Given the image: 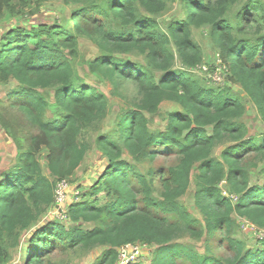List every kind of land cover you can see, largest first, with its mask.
I'll use <instances>...</instances> for the list:
<instances>
[{
    "label": "trees",
    "instance_id": "trees-1",
    "mask_svg": "<svg viewBox=\"0 0 264 264\" xmlns=\"http://www.w3.org/2000/svg\"><path fill=\"white\" fill-rule=\"evenodd\" d=\"M47 1L0 0V23L33 18ZM66 1L82 7L70 18L71 25L10 30L0 43V85L11 80L18 83L11 96L20 98V109L44 137L49 171L55 178L44 175L33 149H19L17 165L0 174V264L12 259L10 241L18 245L20 231L29 229L42 213L53 208L57 184L74 177L82 165L89 147L79 142L81 132L108 115L107 96L95 87L78 84L67 59V51L78 55L81 37L90 38L102 52L89 63L93 74L115 88L121 82H133L143 97L139 110L125 115L119 126L120 141L130 154L139 162L165 151L176 152L181 159L169 170L162 199H158L154 196V172H136L119 160L121 150L114 142L100 139V149L109 160L107 171L87 201L69 207L72 222L95 223L97 227L84 231L59 222L40 226L29 237L28 264H41L58 243L69 249L106 248L99 264H118L119 250L138 243L157 248L152 264H178L180 260L189 264H264V238L256 249L248 251L241 242L227 238L234 253L227 261L202 256L177 241L187 233L201 238L224 228L230 231L233 214L264 231V186L251 187L250 174L240 164L250 152L264 157V136L247 138V126L241 122L245 105L230 90L207 89L190 74L176 73L173 66V46L186 67L195 69L202 64V50L191 39V29L210 26L230 75L241 84L264 122V29L259 28L255 39H238L235 34L245 36L252 29L251 22L239 24L227 17L232 7L246 2L247 11L262 13L264 19V6L256 0H183L186 19L172 24L167 34L152 19L166 10L165 0H108L106 7L99 6L98 0ZM93 13L113 20L117 27L97 25L90 30L88 18ZM134 53L144 54L148 65L130 60L128 55ZM49 89L56 90L58 113L53 118L48 116L50 103L41 93ZM167 101L179 104L183 113L172 115L165 131L153 133L143 112L156 114ZM227 143L232 145L224 150L222 160L214 158L215 150ZM196 167L200 188L196 202L206 232L195 229L199 221L181 204ZM130 178H136V183ZM225 180L231 193L239 196L238 203L223 194L220 185ZM136 186L141 189L142 202ZM101 193L108 198L103 205L97 198ZM168 215H176L178 220L172 222Z\"/></svg>",
    "mask_w": 264,
    "mask_h": 264
},
{
    "label": "rangeland",
    "instance_id": "rangeland-1",
    "mask_svg": "<svg viewBox=\"0 0 264 264\" xmlns=\"http://www.w3.org/2000/svg\"><path fill=\"white\" fill-rule=\"evenodd\" d=\"M108 0H98L97 3L101 7H106ZM166 10L152 17L162 27L163 31L169 33L172 24L178 23L180 20L186 19L187 13L183 0H165ZM264 6V0H256ZM247 3L237 4L229 10L228 19L235 23L245 24L250 21L252 29L245 36L238 33L235 34L238 39H255L260 27L264 29V19L262 13H254L246 10ZM82 7L67 3L66 0H50L45 2L40 12L33 18H15L0 23V43L3 36L10 30L18 28L38 27L42 24L62 25L72 22L70 18L80 13ZM150 17V16H148ZM89 29L94 30L97 25H112L113 20L105 18L103 15L93 13L89 18ZM91 20V21H90ZM246 20V21H245ZM253 20V21H251ZM96 21V22H94ZM94 24V25H93ZM191 39L201 48L203 62L195 69L188 68L184 65L182 59L173 46L175 57L174 71L176 73L185 72L190 74L194 79L198 80L201 85L207 89L213 90H230L235 96L239 97L245 105L246 111L241 122L247 126V138H261L264 136V122L253 104L251 99L239 84L229 73V66L224 63L220 49L215 45L212 39V28L204 26L202 28H192ZM67 59L76 72V82L80 85H86L97 88L101 93L107 96L109 110L106 119L97 122L89 128L81 132L79 142L85 143L89 147V151L80 168L72 178H68L69 183V203L64 207V218L55 215L54 208L47 209L41 214L29 229L20 231L19 244L14 246L11 241L8 245L11 251L12 259L9 264H28L29 237L35 231L48 222H59L66 228L78 227L84 231L93 230L97 227L95 223H85L80 221L74 223L69 215V207L74 203H82L89 199L90 194L97 182L104 176L107 171L109 160L103 154L99 146V140L102 138L114 142L120 148V161L126 162L133 167L136 172L147 175L153 171V185L155 188L154 196L162 199L161 195L164 191V183L169 179V170L176 167L180 163V155L176 152L165 151L155 155L154 158L143 159L137 161L129 152V150L120 141L119 126L125 115L139 110V106L143 102V97L138 90V86L133 82H121L118 88L110 85L101 76L93 74L90 71L89 63L101 56L102 52L97 44L88 37L79 39L78 55L73 56L70 51L66 52ZM128 58L134 63L147 66L148 61L144 54H131ZM160 73H156V78H160ZM18 90V83L11 80L6 86L0 85V174L5 170L14 168L18 163L19 149L26 151L33 149L36 152L37 159L40 161L43 173L51 180H55L49 171V151L45 147V140L40 130L31 124L27 115L20 109L18 105L19 97H12L11 94ZM41 93L50 103L48 116L53 118L58 113L55 101V89L42 90ZM183 110L179 104L172 102H164L156 114L143 112L148 121V127L153 133L163 132L168 128L170 117L175 114H182ZM12 137V138H10ZM36 140V141H35ZM35 142H38L36 144ZM229 142V141H228ZM36 144V145H35ZM35 145V146H34ZM232 144L227 143L219 146L213 157L222 160V153ZM34 146V147H33ZM157 152V151H156ZM241 161V166L250 174L251 187L264 186V157L255 152H250ZM199 169L196 167L192 176L191 186L187 194L181 199V204L187 209L199 225L196 230H204L206 232L205 219L197 207V192L199 185L197 176ZM131 182L136 183V178H130ZM220 188L223 194L231 198L234 203H238L239 196L231 193L230 184L225 180ZM140 187L136 186L138 198L142 202ZM101 205L108 201L104 193L98 197ZM154 213L161 214L159 211ZM168 219L172 222L177 221L176 215H168ZM233 226L230 231L225 228L218 231L214 236L208 234L201 238H196L189 233L182 235L178 242L184 244L188 248L194 250L202 256H213L225 261L233 259L234 253L230 249L227 238L237 240L245 245L246 250H254L259 246L262 239L263 231L252 225L248 220L233 214ZM155 246H147L137 244L125 247L119 250L120 258L118 264H127L129 262H140L143 264H152L154 259ZM106 248L97 247L95 249H85L77 247L69 249L58 243V247L47 255L41 264H99L100 258ZM178 264H189L184 260L178 261Z\"/></svg>",
    "mask_w": 264,
    "mask_h": 264
},
{
    "label": "built area",
    "instance_id": "built-area-1",
    "mask_svg": "<svg viewBox=\"0 0 264 264\" xmlns=\"http://www.w3.org/2000/svg\"><path fill=\"white\" fill-rule=\"evenodd\" d=\"M69 183L67 180H62L57 184L56 187V200L55 204L53 206L55 215L57 217H63L64 218V207L68 205L69 203ZM264 238V231L262 234V239ZM129 247V246H125ZM123 247V248H125Z\"/></svg>",
    "mask_w": 264,
    "mask_h": 264
}]
</instances>
